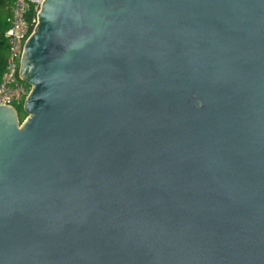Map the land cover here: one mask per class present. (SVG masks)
Returning a JSON list of instances; mask_svg holds the SVG:
<instances>
[{
	"label": "water",
	"instance_id": "95a60500",
	"mask_svg": "<svg viewBox=\"0 0 264 264\" xmlns=\"http://www.w3.org/2000/svg\"><path fill=\"white\" fill-rule=\"evenodd\" d=\"M0 105V264H264V0H44Z\"/></svg>",
	"mask_w": 264,
	"mask_h": 264
},
{
	"label": "built area",
	"instance_id": "2783aa9c",
	"mask_svg": "<svg viewBox=\"0 0 264 264\" xmlns=\"http://www.w3.org/2000/svg\"><path fill=\"white\" fill-rule=\"evenodd\" d=\"M44 0H14L10 25L5 33L8 42V57L0 81V105L15 107V102L25 101L31 86L20 76L24 45L38 21V12ZM31 4L35 14L28 17ZM32 28V29H31Z\"/></svg>",
	"mask_w": 264,
	"mask_h": 264
},
{
	"label": "trees",
	"instance_id": "16d2710c",
	"mask_svg": "<svg viewBox=\"0 0 264 264\" xmlns=\"http://www.w3.org/2000/svg\"><path fill=\"white\" fill-rule=\"evenodd\" d=\"M14 0H0V81L5 71V65L8 57V42L5 37V33L10 25L11 9ZM35 14L34 4H31V8L28 13V17L31 20ZM32 29V28H31ZM24 100L20 101V105H16V109L20 114V120H24L27 113L23 109Z\"/></svg>",
	"mask_w": 264,
	"mask_h": 264
},
{
	"label": "rangeland",
	"instance_id": "374dc122",
	"mask_svg": "<svg viewBox=\"0 0 264 264\" xmlns=\"http://www.w3.org/2000/svg\"><path fill=\"white\" fill-rule=\"evenodd\" d=\"M15 106L16 105H20V102H15V104H14ZM16 108V107H15ZM23 109H24V104H23Z\"/></svg>",
	"mask_w": 264,
	"mask_h": 264
}]
</instances>
